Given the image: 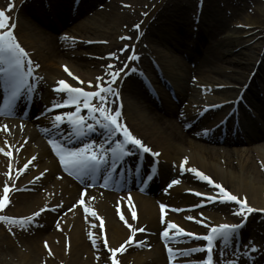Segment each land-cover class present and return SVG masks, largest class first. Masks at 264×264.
<instances>
[{
	"label": "bare ground",
	"instance_id": "1",
	"mask_svg": "<svg viewBox=\"0 0 264 264\" xmlns=\"http://www.w3.org/2000/svg\"><path fill=\"white\" fill-rule=\"evenodd\" d=\"M13 1L0 0V8L6 7ZM45 1L47 0H26L17 7L15 15L10 13L13 14L10 17L11 20L17 21L14 32L27 52L32 53L29 57L31 61L42 63L41 72H38L44 74L40 77V89L49 93L47 98L49 101H56L63 94L60 95L53 90V86L60 79H64L74 86L84 87L85 90H97L95 84L98 76L104 74L100 70L105 68L104 65H111L116 72L120 65L126 63L133 62L139 66L140 62H143V58L149 55V50L160 57L162 53L159 47L164 43L172 44L182 55L176 59H170L168 67L172 74L171 79L176 82L175 84H179V87L182 86L185 91L183 100L190 98V102L193 104L197 98L191 100V97H194L192 93L194 90L191 89L190 81L183 85V82H180L178 78L179 72H181L186 78L191 79L192 70L185 63V57L198 62L197 75L206 86L205 89L213 87V82L224 85V89L219 91L222 94L217 95L215 99L200 98L196 104L194 103V109L182 113V108L174 106V103L165 94H162L164 103L159 107H154L152 104L147 107L140 105L144 99L151 100L143 92L145 86L141 81L131 78L133 74L129 75L128 80L124 79L116 84V96L111 95L107 99L110 111L113 112L117 103H120L118 99H121L122 113L127 117L129 128L143 143L151 147L152 144L155 145L156 149H153L158 153L157 156L161 163L160 170L169 169V176L181 177L184 184L188 185L185 187V185L176 184L169 191L160 192L161 184L154 182L150 184L149 192L154 194L156 199L138 194L127 196L122 193L114 194L102 189L88 188L84 194V188H81L60 169V157L54 155L52 146L46 142V138L54 135L57 138L59 136L57 131L70 127V125L60 123L58 127L53 126L51 117L46 112L37 120L28 121L17 116L9 118L0 115V125H7L9 129L5 131L0 128V149H3L0 151V199L3 198L5 186L9 189L8 197L15 190L5 211L12 208L16 210V213H9L7 216L17 219L32 217L34 221L29 223L23 231L27 234L23 241L30 251L27 254L18 251L21 258L20 264H113L114 260L116 264H168L167 255L161 246V232L167 225L160 220V211L163 210L160 208V203L178 205L181 202L183 206H188L189 203H199L197 198L187 193L185 189L200 190L209 186L197 175L192 174L189 169L193 167L205 175L211 176L238 198L246 197V203L255 209L249 214L245 223L250 225L251 230L249 228L248 231L247 228L242 229L244 231L243 243H249L248 247L243 250L253 249L252 246L255 245V250L251 252L255 257L249 258L245 255L243 258L240 257L237 264H263L264 144L253 150L251 147H231L221 150L202 143L201 138L203 137L200 134H192L193 138L189 136L191 129L189 126H193L197 120H205L208 116H212V119L215 116H218V119L222 118L223 111L226 109V105L215 107L205 111L200 117L199 112H196L199 107L203 104L234 99L245 84L248 102L252 104L259 119L264 120V100L260 97V92H264V53L262 62L258 63L256 69L253 63L262 52L261 45V48L257 46L259 48L254 54L255 59L253 58L252 66L249 65V69L246 65V67H241L244 71L234 73L235 70L232 69L234 67L229 68V64L238 65L241 62L225 57V54L230 53L233 41L228 38L218 39V31L222 28L224 30L228 22L223 19L219 26L217 24L212 27L203 25L210 18L214 19L212 16L222 15L219 10L215 13L213 9L211 10V8H215L218 0H205V7L201 14L202 23L197 32L190 31L188 28L189 12L194 9L193 0H164L163 3L161 1L160 10L154 15V20L149 23L141 21L142 18H146L144 14L148 9L140 10V8H144L145 3L148 6L157 3V0H81L79 9H72V4L68 7L64 3L65 0L58 2L48 0L47 3ZM85 1L91 4L90 9L86 10L84 7ZM246 1L242 4L243 12L240 8V10L235 8L233 15L237 19L242 16L245 19V24L253 26L258 22L260 14ZM48 11L53 12L52 14L61 21L66 20L67 16H81L83 21L77 25L74 31L70 29L71 33L73 32L76 37L81 39L74 40L75 37L69 35L56 36L59 29L57 30L53 23L46 19ZM25 13H29L32 20L23 24L21 19ZM136 23L141 26L139 33L133 30ZM192 25L191 22V27ZM256 27L262 30V27ZM99 31H106L108 35L102 36L97 33ZM196 33L197 39L193 42L196 49L190 50L192 44L189 42L190 37L193 38ZM118 36H122L123 40L117 41ZM103 38L110 40L109 46L104 48L107 50L101 52L102 47L89 45L91 40ZM126 38L131 39L130 45L135 44L133 52L135 61L130 58L129 49L126 50L125 46H120L128 43ZM207 40L209 44L204 50L199 51L200 46ZM122 42L123 44H121ZM149 44H152L153 47ZM91 47L98 52L89 50ZM108 53L115 54L116 62L112 63L110 59L106 58L100 61L102 56L108 55ZM65 66L73 73V77L68 76ZM253 68L254 72L249 77ZM225 69H229V71H225ZM259 76L262 78L259 82L262 84H257ZM74 77H79V80H75ZM87 81H92V83H85ZM35 106L36 104L32 109ZM70 109L73 108L70 107ZM85 111L81 108L82 114ZM198 116L199 118H197ZM220 125L215 128L222 127ZM204 139L215 140L211 136H205ZM253 141L263 142L264 131ZM106 156L107 160L101 167L105 168L107 164H110L121 172L122 163L119 159L113 166V156L107 154ZM185 157H187L186 161ZM123 161L132 164L136 161V157L134 154L130 158L126 156ZM140 167L148 169L145 164H140ZM19 173L20 176L23 174L30 176L23 180L22 184L19 182L20 185L13 187ZM42 173L43 175H41ZM105 174L106 172L103 173L104 178ZM115 175L116 173L113 176ZM119 176L122 179L121 188L126 187L128 185L126 180L129 179L128 173ZM38 177L39 179H37ZM85 177L82 172L81 179L87 181ZM81 199L84 200L83 204L79 201ZM228 203L224 202V204ZM131 208H134L136 213L135 219H131L130 211L126 210ZM41 209L44 211L40 216H34ZM174 210L177 209L174 207ZM93 212L96 213L95 216H93ZM121 213L133 228L145 229L136 232L133 238L136 242L130 245L124 244V242L129 239L132 229L127 226L124 220H121ZM167 214L168 220L166 221L174 220L173 222L184 228L186 232L194 234H206L209 226L231 222L237 217L234 209L231 208L221 209L218 213L211 214H206L205 209H198L194 214L198 215L196 220L188 219V215L180 219L175 215V212L168 211ZM91 225L96 227L95 233H93L94 230H91ZM169 232L174 234L175 230L169 229ZM186 238L194 239L196 236L181 234L174 240ZM90 240L95 244L90 243ZM229 241L220 242L214 247V255L216 254L214 264L223 262L229 264V259L235 255L237 243L232 242L231 238ZM11 243L15 244L13 240ZM135 243L136 245H133ZM121 244H124L126 250L134 248L135 251H141L149 246L152 248L150 251L143 250L128 257L120 256L124 250L115 253L109 251V249L119 248ZM198 244L203 243L198 242ZM198 249L200 250L191 252L196 258L192 264H198V259L203 258L205 254L203 248Z\"/></svg>",
	"mask_w": 264,
	"mask_h": 264
},
{
	"label": "rangeland",
	"instance_id": "2",
	"mask_svg": "<svg viewBox=\"0 0 264 264\" xmlns=\"http://www.w3.org/2000/svg\"><path fill=\"white\" fill-rule=\"evenodd\" d=\"M26 0H14L13 3V8L6 10V11H10V13H15L17 10V7L24 3ZM43 1V0H42ZM48 1V0H47ZM47 1H45V3H47ZM56 2H58L59 0H54ZM71 0H65V5H67L68 7H70V5L72 4V2H70ZM104 1V0H103ZM106 1H110V0H106ZM161 1L162 3L164 2V0H157V3H152L149 6L147 5V3H145L143 5L144 8H140V10H145L148 9L147 13L144 14V17L146 15V18H142L141 21L143 22H151L152 20H154V15L157 14L158 10H160L161 8ZM234 1V2H231ZM245 0H218L216 2V6L215 8H211V10L213 9V12H217L218 10L221 11L222 15L221 16H212L213 18H210L209 20H207L205 22V24L203 25H207V26H215V24H217V26H219L221 20L224 19L225 22H228L227 27L223 30V28L221 30L218 31V39L222 40V39H231L233 41V46H231V51L228 54H225V57L227 58H233L234 60H238L239 62H241V64H229V68L230 67H234L232 68L234 71V73H238V71H244L243 66L246 67V65H248V69H249V65H251V63L253 62V60L255 59L254 54L257 52V48L262 47V52L259 54V58L253 62L256 68V65L258 66L259 62H262V56H263V51H264V0H247V3H250L249 6H251L253 9L257 10L258 13L260 14V17L258 19V22L252 25H247L245 24V19L240 16L239 19L235 18L233 15V11L235 10V8H242V4L244 3ZM194 4V9L193 11L189 12V30L190 31H195L197 32L201 26L202 23V11L204 10L205 7V0H193L192 1ZM230 3V4H229ZM42 4V2H41ZM148 6V7H147ZM84 7L87 9L91 8V4L89 2L84 3ZM146 7V8H145ZM239 9V10H240ZM242 10V9H241ZM7 12V13H8ZM49 12V11H48ZM141 12V11H140ZM241 12V11H240ZM243 12V10H242ZM53 13V12H52ZM51 12H49L45 17L46 19L53 23V25L55 26V28H57L58 33L57 35H69L71 37H75V39H81L75 36V34L71 31V30H75L77 25L83 21V18L81 16H75V17H70L67 16L66 20L61 21V19H58L55 17L54 14H52ZM246 13V12H245ZM141 14V13H140ZM15 15V14H14ZM142 15V14H141ZM181 18V17H180ZM32 20L31 16L29 15V13H25L23 14V17L21 19V22L27 23L30 22ZM55 22H54V21ZM140 21V22H141ZM139 22V23H140ZM191 22H192V27H191ZM147 25V24H146ZM255 25V26H254ZM256 26H260L262 27V30H259L258 27ZM141 26L138 25V23H136L133 27V30L137 33L141 32ZM98 34L104 36V35H108V33L106 31H99L97 32ZM197 33L193 35V38L190 37V50L192 49H196L193 42L197 39L196 37ZM122 37V36H118L117 38ZM20 41V39H18ZM131 39H127L128 43L124 44L129 46V51H130V44H131ZM109 39H100V40H91L89 45H94V46H99L102 47L101 52L107 50L104 48H107V46H109ZM120 41V38L117 40ZM244 41V42H243ZM243 42V43H241ZM257 43V44H254ZM123 44V42L121 43ZM209 44L208 40L204 42L203 45L200 46L199 51H202L206 48V46ZM124 45H120V46H124ZM134 45V44H132ZM151 47H153L152 44H149ZM259 46V47H257ZM260 47V48H261ZM159 49L161 50L162 55L159 57V55H155L153 53L150 52V50L148 51V54L145 58H143V62H141V75H144L145 78L147 79V81L149 83H151V88L152 89H144L143 88V92L148 95L149 99L151 101H147V100H142V103L140 105L142 106H149L150 104H152L154 107H159L157 106L159 102H163L162 99H160V96L162 98V96L165 94L169 97V99L174 103V106L176 107H181L182 108V113L186 112V111H190L192 109L195 108V104L197 103L198 99H206V100H210V99H215L217 97V95H221L222 92L219 93V91H223L224 89V85H219L217 83H212L211 88L205 89L204 87H206L204 85V83L202 81H200V79L198 78L197 75V71H198V62L196 63V61L192 60L191 58H186L185 57V63H187V66L192 70L191 73V79L189 80V77H185L183 75V73L179 72L178 78L180 80V82H183L182 84H187V82L190 81L191 83V89L194 90L192 91V93L194 94V97H191V100H195L196 98V102L194 101L193 104H191L190 102V98L189 99H185L183 100V97H185V91L183 90L182 86L179 87V84H175L176 82H174L171 79V73H170V68L168 67V61L170 59H176V57L182 56L180 54V51H178L177 49H175V47L172 44H162L160 45ZM89 50H94L93 47H91ZM96 51V50H94ZM98 52V51H96ZM36 56V55H35ZM109 59H111V61H113L112 56L108 57ZM254 58V59H253ZM105 60V57L102 56V60ZM99 61V62H100ZM264 61V60H263ZM42 66V63H38ZM39 65V66H40ZM105 66V65H104ZM110 65L108 67L105 66L104 69H100L102 70V72L108 71L110 69ZM172 69V68H171ZM223 71V68L221 69ZM225 71H229V69H225ZM250 71V70H249ZM251 73V72H250ZM124 74H119V76H116V79L114 80V84H116L118 81L121 82L124 78L123 76ZM133 79L137 78V76H132ZM164 79L167 81V83H169V88L171 87V92L169 90L168 87H165L161 81H163V83L165 84L166 82H164ZM128 80V79H127ZM262 78L259 76L257 78V84H262L261 81ZM179 83V82H177ZM113 84V85H114ZM215 84V85H213ZM114 87V86H113ZM222 89V90H220ZM152 90H154L156 96L155 99L153 97L152 94ZM174 92L175 94V100H173V98H171V93ZM191 93V91H190ZM163 94V95H162ZM42 95V94H41ZM243 96L246 97V94H243ZM42 97V96H41ZM260 97L264 100V92H260ZM154 101H158V103L154 102ZM164 103V102H163ZM162 103V104H163ZM157 104V105H156ZM207 104H204V106ZM164 106V105H163ZM249 110L244 108L245 113L249 114L250 116L248 118L245 119V121H243V127H244V136L242 138H246V140L248 141V143L245 142H240L234 145H230L228 144V142L230 141V137H225L226 141L228 142H219V143H214V142H208V141H204L201 140L202 143L204 144H208L212 147H216L217 149H221V150H227L230 149L231 147H237V148H248L251 147V149L253 150L254 148H259L260 146H262L264 144V141H258V142H252L253 138H255L256 136H260L262 135V130H264V120H260L258 117V114L255 112H251V107L249 104ZM200 108V107H199ZM184 110V111H183ZM199 110V109H198ZM197 112V111H196ZM162 114V113H161ZM216 117V116H215ZM210 118H212V116H208L205 120H200L197 121L194 126L191 128L190 132H189V136L190 138H193L192 134H197V133H203L205 130L208 129L209 124H211ZM124 120L125 122L129 125V122L127 120V117L124 114ZM215 122V121H214ZM254 124H257V127H259L262 129L259 132L253 133L252 129ZM130 126V125H129ZM140 132V131H139ZM260 133V134H259ZM220 136V134L216 135V137ZM241 139V138H239ZM152 147L155 148V145L152 144ZM156 149V148H155ZM164 173H166V171H164ZM28 176L30 175H21L19 178L17 177V180H15L14 182V186H18L20 185L19 182L25 180ZM182 185H185L184 182L182 183ZM15 191L11 194L10 197H12L14 195ZM150 198H152L149 195ZM173 204V203H172ZM171 204V205H172ZM232 203L231 204H227L226 208L229 206V208H232ZM174 207V205H172ZM175 206H179L178 211H175V213L177 214V216L180 217V219H183V216L185 215H189L193 218H195L194 215V211L192 210H186L184 208H180L181 202L178 203V205L175 204ZM221 209H225L223 206H212L211 208H206V214H211V213H217L219 212V210ZM16 213L15 209L9 208V210L1 211L0 212V216H7V214L9 213ZM172 212V211H170ZM175 214V215H176ZM242 219L241 215L239 217H236L235 223ZM28 226V224L24 225L23 227L18 224V223H12L11 221H0V264H20L21 263V258L18 254V251L27 254L30 250L28 249V247L25 245L24 243V238L25 236H27V234L23 233L24 228ZM250 226V225H249ZM91 230H94L93 233H95V226L91 225ZM248 228V227H247ZM250 228V227H249ZM11 240L14 241L15 244L11 243ZM90 243H92L93 245L95 244L94 242H92L90 240ZM143 250H147L146 248L142 249ZM163 250V248H162ZM139 250L135 251L134 248H130L125 252H122L120 254L121 257H128V256H133V254L135 253H139L141 252ZM148 251H150V249L148 248ZM103 253V252H102ZM105 253V252H104ZM191 256L188 254L185 256V259L187 260H191L192 258H190ZM190 258V259H189ZM121 262V261H120ZM44 264H48V263H44Z\"/></svg>",
	"mask_w": 264,
	"mask_h": 264
},
{
	"label": "snow or ice",
	"instance_id": "3",
	"mask_svg": "<svg viewBox=\"0 0 264 264\" xmlns=\"http://www.w3.org/2000/svg\"><path fill=\"white\" fill-rule=\"evenodd\" d=\"M7 9H12L13 4L8 3L6 5ZM15 27L14 24H10V17L6 13L5 10L0 9V63L7 64V68L0 67V73H8L9 77L12 81V92L11 95L13 98L17 97L20 93L21 89L27 88L29 91H34L29 82V77L33 74V62L28 57V53L26 50L20 46V44L16 41L14 33L12 29ZM123 51V49H120ZM109 56H114V53H108ZM25 60H27V69L25 71ZM35 67H39V65H35ZM65 71L67 72L69 77H73V73L65 66ZM123 69H119L116 73H109V76L112 80L116 79V76ZM75 80H79V77H74ZM87 84H91L92 81L85 82ZM7 86V85H6ZM95 88L97 90H85L84 87L74 86L66 82L64 79H60L56 85L53 86L54 92H62L63 99L58 103H53L51 105L52 109L56 108H64L71 106L74 111H63L59 113H55L52 116L51 123L53 126L58 127L60 123H65L70 125L76 135H83V130L87 128L88 130H92L94 126H99L104 129L106 133L109 135H115L116 133H120L123 137V140L117 139L116 148H110L105 150L102 145H95L90 143H84L79 148H65L61 145L58 140H52L51 144L53 149L56 150L59 155L62 163L64 164L66 169H74L77 172L83 171L84 169H95L101 163L106 162L107 156L106 152H111L113 154V166L115 165V161L117 159V150L120 153H124L125 155L131 153L133 149L139 152H148L152 153V150L146 146L139 138L133 135L130 129L123 123L119 122L118 118L122 115L119 107L115 109L114 112H111L108 107L107 94L112 91L111 87L108 85H102L99 77L97 78V82L95 84ZM98 104V106H97ZM81 108L87 111V116L81 113ZM12 114L9 111L0 110V115L8 116ZM91 120L94 122L89 123ZM5 131H8L7 125H0ZM125 145H130L129 148H125ZM3 151V149H0ZM153 155H158V153H152ZM11 155V153H8ZM185 161L187 157L184 158ZM192 173L197 175L200 179L207 181L208 184L213 185L214 188L219 193L218 196H212L207 193H199L195 194L200 196H207L208 199H218L221 202L224 201H232L235 202L239 211L237 214L242 217H246L249 213L255 211L253 207L246 203V197L238 198L237 195L230 193L223 186H221L218 182H214L210 177L205 175L203 172L198 171L196 168L189 169ZM43 175V173L41 174ZM147 175V174H145ZM39 179V177L37 178ZM108 177H105V181L107 182ZM148 179H151L149 176ZM177 183L176 180L171 181V184ZM171 186V185H170ZM8 187H4V195L3 198L0 199V208H3L5 205L9 203L8 197ZM186 191H189L186 189ZM194 191V190H191ZM80 203L83 204L84 200L81 199ZM165 206L161 205L163 209ZM55 211L56 209H52ZM87 211V208L85 209ZM130 211V218L135 219L136 213L134 208L126 209ZM37 211L34 216H40L41 212ZM93 216L96 215L95 212L92 213ZM121 220L127 224V226L132 229V234L129 239L124 242V244H131L134 241V236L137 231H144L142 228H133L132 224L128 223L125 220L123 213L120 216ZM192 219V217H189ZM0 221H11L12 223H18L22 227L26 224L32 223L33 218L29 217L27 219L20 218L17 219L15 217L9 216H0ZM167 227L163 232V236L166 240H172L177 238L181 234H186L187 236H197L198 238H202L207 243L204 245V249L207 250L206 259L202 262V264H214L213 260V247L215 241L220 239L222 241H228L235 232L243 225L244 220L241 219L237 224H226L221 223L219 225H211L206 234H194L192 232H186V230L182 227H179L174 222L165 221ZM203 223V221H201ZM169 229L175 230V233H170ZM124 244H121L119 248L109 249L110 252H120L121 250L126 251ZM253 250H255V245L252 246ZM200 249H175L173 247L168 248V254L170 259L174 262V264H178L177 258L179 255L186 254L188 251H197ZM113 264H116V261H113Z\"/></svg>",
	"mask_w": 264,
	"mask_h": 264
}]
</instances>
